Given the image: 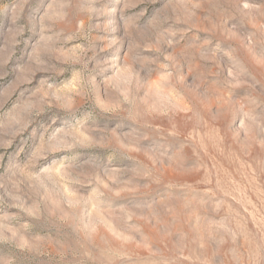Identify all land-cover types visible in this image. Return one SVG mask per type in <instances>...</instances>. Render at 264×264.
Masks as SVG:
<instances>
[{
	"label": "rangeland",
	"instance_id": "rangeland-1",
	"mask_svg": "<svg viewBox=\"0 0 264 264\" xmlns=\"http://www.w3.org/2000/svg\"><path fill=\"white\" fill-rule=\"evenodd\" d=\"M0 264H264V0H0Z\"/></svg>",
	"mask_w": 264,
	"mask_h": 264
}]
</instances>
